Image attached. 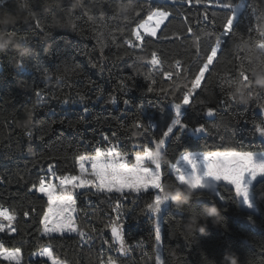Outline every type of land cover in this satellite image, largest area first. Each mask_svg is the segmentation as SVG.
Listing matches in <instances>:
<instances>
[{
  "label": "trees",
  "instance_id": "trees-1",
  "mask_svg": "<svg viewBox=\"0 0 264 264\" xmlns=\"http://www.w3.org/2000/svg\"><path fill=\"white\" fill-rule=\"evenodd\" d=\"M156 2L6 0L0 5V36L4 37L0 45L6 48L5 52H0V180L3 181L0 183V204L15 210L17 220L13 226L18 229L13 234L2 232L0 242L9 248L21 247L22 264H37L38 258L31 254L45 246H51L54 254L67 264H101L109 258L120 264H157L155 231L151 230L155 225L154 215L146 207L151 200L148 194H142L135 200L134 213L129 216L128 245L135 242L140 245L126 256L114 254L116 247L108 233L113 213L106 200L107 193L85 195L86 190L79 191L76 226L87 233L85 241L76 233L65 237L55 234L51 239L42 236L37 215H22L30 207H35L39 213L44 205L46 198L38 199L39 194L29 193L28 188L31 181L36 180L37 173L43 174L49 163L78 174V165L73 157L78 154L95 155L94 149L99 144L107 148L114 145L123 154L144 148L155 150V144L150 141L159 138L162 131L160 121L166 119L170 122L174 115L169 103L171 97L165 98L159 92L160 88L171 91L172 81L163 77L161 72L178 71L175 69L177 60L185 67L197 62L196 45L193 35L187 32L188 27L201 35L202 56L204 48L215 43L225 18V10L216 7L214 0H202L200 4L195 0L172 4L169 0V7L178 9L179 14L174 19L170 18V23L165 22L167 27L162 26L163 34L158 33L159 38L145 49L149 58L151 51H157L163 61L158 69H152L157 91L148 93L145 89L149 81L143 75L148 68L136 60V56L142 53L139 48L128 47L125 41L132 38L131 30L147 19L149 7H155ZM244 5L246 10L240 14L237 26L239 34L224 38L217 59L205 73L201 88L194 94L195 107L182 109V119L190 127L203 123L209 132L201 136L189 130L178 141L172 136L168 138L164 154L167 163H162L161 167L165 183H176L174 175L169 174V164L178 161L185 152H264V141L255 131V124L264 123V115L260 113L264 109V93L253 95L246 104H237L235 97L239 99L238 94H245L247 90L241 89L236 93L240 85L231 83L240 79L241 67L248 69L253 89L259 90L253 85L256 77L264 76V55L249 47L253 44L259 49L257 45L264 39V0H244ZM9 37L23 45L25 55L13 50L7 40ZM101 47L107 60H99ZM65 63L73 65L75 71L67 74L65 80H58L56 77L62 74ZM18 64H23L27 71H21ZM132 65L140 69L141 75L136 74ZM122 76L133 77L130 83L134 82L137 87L128 93L118 91L117 81ZM90 81L95 82V90ZM175 83L180 90L184 88V81L175 79ZM37 91L49 97V101L38 103ZM78 94L86 97L85 103H88L87 98L93 101L89 104L91 115L86 117L88 123L79 125L80 135L75 128L67 126L68 121H76L84 115L79 103H71L78 100ZM97 95L102 96L100 101H96ZM111 95L118 96L121 103L116 106L107 104L105 101ZM65 99L69 100L68 105L62 103ZM123 99H130L134 105L146 106L145 117L150 116L157 124L151 135L143 133L142 129L140 134H136L135 108L127 118L114 120L123 108ZM221 101H227L228 106L225 108ZM208 107L219 108L214 118L205 114ZM28 111H33L32 125L27 123ZM93 117L100 118V122L97 123ZM61 119L64 124L52 123ZM144 123H148L146 118ZM46 124L50 125L49 134L41 140V130ZM29 131L33 133L31 142L28 140ZM101 132L108 135L111 142L104 141ZM113 133L116 134L115 139H112ZM137 145L142 148L137 149ZM50 152L58 155L52 160L33 164L34 159H39L34 153ZM262 183L264 178L255 182L253 193L264 192ZM230 188L218 185L216 192L210 189L193 191L182 212H176L174 205L168 203L162 214L163 264H209L212 260L219 264L226 251L238 253L241 264H264V199H257L254 195L258 212H253L235 202L234 190ZM189 189L192 188L168 185L164 191H179L180 198L184 199L188 197ZM91 192L95 193V190ZM85 196L97 199L99 203L87 207ZM209 203H215L222 209L221 224L213 226L209 220L206 235H188L184 225L189 216H196ZM249 216H252V221L248 220ZM143 241L146 248L142 246ZM0 264L14 262L0 259Z\"/></svg>",
  "mask_w": 264,
  "mask_h": 264
},
{
  "label": "snow or ice",
  "instance_id": "snow-or-ice-1",
  "mask_svg": "<svg viewBox=\"0 0 264 264\" xmlns=\"http://www.w3.org/2000/svg\"><path fill=\"white\" fill-rule=\"evenodd\" d=\"M6 0H0V5L4 4ZM182 3L184 0H171L172 4ZM191 3L192 0H187ZM202 0H195L196 4H200ZM214 5L220 9L225 10V18L222 23V31H220L215 37V43L209 44L203 50L201 56V35L193 32L192 27L187 28V32L191 33L196 45V54L198 60L191 67H185L180 60L175 61L174 70H164L161 75L168 81H172L168 89L160 88L159 92L165 96V98L171 97L169 103L174 110V115L171 117L170 122L166 119L160 121L159 127L162 129L159 138L150 141L155 144V150H149L144 148L142 153H137L134 157V162L129 160L127 154H123L117 151L115 146L108 148L106 151L100 147H95V155L78 154L73 157L75 164L78 165V174H71L67 168L61 170L57 165L49 163L46 170H43V174L37 173L35 181H31V186L28 188V192L36 195L38 199L46 198L44 205L41 206L39 213L35 207H30L28 210L23 211L24 217H29L30 214H36L38 223L42 226L41 235L54 238L53 234H58L60 237H65L70 233H76L81 238L86 236L83 230L76 227V218L74 216L76 201L81 195L78 189H85V195L96 193L107 194H120L121 197L127 199L129 195L133 196V199H138L142 194H148L151 197L149 203H147V209L157 217L159 220L160 213L170 202L165 196V187L168 185H177L180 187H191L194 191L205 188L206 185L211 184L216 192L217 186H231L230 190H234L235 202L241 201L248 208H254V195L253 185L255 182L264 178V159H258V157H264V152H252V151H215L204 152L200 160H197L189 152H185L178 161L170 163V175H174L175 184L165 183L162 180L163 173L161 172L162 163L159 154L163 155L167 151L166 141L170 136L175 140H180L182 134L191 130L197 135H204L209 132V129L205 124L201 123L198 126H191L182 117L184 112L182 109L188 107H195L197 103L194 98L196 90L201 88V82L205 80V73L209 71L210 66L213 65L214 60L217 59L218 52L221 50L222 42L224 38L229 36L235 37L239 34L238 24L240 23V14L244 12L245 5L244 0H214ZM179 14V10L169 7V0H157L155 7H149L147 19H144L141 23L131 30L130 36L132 38L125 41L128 47L139 48L142 54L136 56V60L148 68V71L143 73L144 78L149 81L146 87V92L153 93L157 91L154 87L157 85V80L153 76L152 69H158L162 66L163 61L158 57L157 51L145 53V49L148 44L157 40L158 33L163 34L162 26L167 27L166 21L171 22L170 18H175ZM122 31V29H121ZM243 39V37H241ZM259 48L264 49V39L260 40ZM108 57L105 54L104 48L101 47L99 52V60H107ZM17 67L21 71H27V68L23 64H18ZM137 75H141L140 69L132 65ZM47 74V69H44ZM59 71V69H58ZM75 68L69 63L64 64L62 74L56 78L58 80H65L67 74L74 72ZM248 69L241 67L239 72V78L236 81H232L233 84H239L240 87L236 89V93L241 89H246L245 95L251 99L253 95H259L264 91H259L251 87V79L247 75ZM111 75V74H110ZM133 77H120L117 81L118 91L123 93L131 92L137 87V85L130 81H133ZM175 79L184 81V88L179 89L175 83ZM93 90L96 89L94 81H90ZM179 91V95L177 92ZM79 95V94H78ZM235 96V94H234ZM38 103H47L49 97H46L42 92H36ZM55 99V97H51ZM88 103H85L86 97L79 95L78 100L71 101L72 104L79 103L81 105L80 110L84 115H81L76 121H68L67 126L75 128L77 135H80L79 125L88 123L86 117L91 115V108L89 104L93 103L90 98ZM102 99L101 95L96 96V101ZM107 104L118 105L121 103L120 99L116 95H111L106 101ZM237 104H242L235 97ZM64 105L69 104V100L62 101ZM203 104V101H199ZM221 105L225 108L228 106L227 101H221ZM123 108L120 109L119 115L114 117V120H120L121 118H127L132 115V109L135 108V120L134 127L138 130L136 134H140L139 130H143V133L149 135L152 134L151 130L157 127V124L153 123L151 117H145L146 106L143 104L134 105L130 99H123ZM264 110V109H262ZM219 108L208 107L206 109V115L214 118ZM54 114V113H53ZM148 120V123H144V119ZM97 123L100 122V118L93 117ZM106 121L107 118L105 117ZM34 121L33 111L27 113V123L32 125ZM52 123L64 124L63 119L59 121H52ZM108 127H111L109 124ZM50 125H47L41 130L39 139L44 140L45 136L49 134ZM255 131L264 137V123L255 124ZM116 134H112V139H115ZM101 137L104 141H110L109 136L101 132ZM33 139V133L28 132V140L31 142ZM83 140V137L81 136ZM38 156V160H33V164L38 163L40 160H52L58 153L44 154L34 153ZM87 165V166H86ZM154 166V168L152 167ZM0 183H3L0 180ZM264 184V183H262ZM95 189V193L91 192V189ZM135 194V195H133ZM219 196L220 194L217 193ZM223 200V197L220 196ZM121 204L119 200L116 202L113 211L117 213L116 221L113 222L111 227L112 237L116 243L119 244V251L127 252L128 249L125 246L123 236V225L119 224L120 216L123 213L120 212ZM176 212H182L185 209H179L175 207ZM222 210V209H221ZM17 220V214L15 210H10L0 204V232L17 233V227L13 226V222ZM249 221H252V216L248 217ZM7 221V224L4 223ZM90 238V237H89ZM155 242L157 247V261L161 264L159 251L162 242L161 229L159 223L155 227ZM107 243V241H104ZM111 247V245H110ZM33 257H37V264H66L65 261L60 260L55 254L51 246L41 247L39 251L31 254ZM0 258L4 261L14 262V264H22V250L19 246L6 247L3 242H0ZM101 264H105L101 261ZM106 264H115V261L111 258L108 259Z\"/></svg>",
  "mask_w": 264,
  "mask_h": 264
},
{
  "label": "clouds",
  "instance_id": "clouds-1",
  "mask_svg": "<svg viewBox=\"0 0 264 264\" xmlns=\"http://www.w3.org/2000/svg\"><path fill=\"white\" fill-rule=\"evenodd\" d=\"M4 37L0 36V40H3ZM8 43L12 45L14 51L18 52L20 55H25L23 51V45L16 42L13 38H7ZM250 49L252 51L258 52L260 55H264V49H257L255 45L250 44ZM6 48L3 45H0V52H5ZM254 87L259 90L264 91V76H258L253 82ZM239 101L242 104H246L249 101V97L243 93L238 94ZM161 161L164 160V155L162 153L159 154ZM209 185V184H208ZM205 186V190H207V186ZM194 190L189 189L188 197L184 199L180 198V192L172 193L171 191H165V196L167 199L177 208L184 209L185 205L188 204L189 198ZM256 195L257 199H264V192L261 193H253ZM211 220L213 226H218L222 221V210L215 203H209L205 205L202 210L196 216H189L187 222L184 225L185 232L190 236H195L197 233L201 235L207 234L208 221ZM209 264H217L215 260L209 262ZM219 264H241L240 256L235 251H226L223 254L222 259Z\"/></svg>",
  "mask_w": 264,
  "mask_h": 264
},
{
  "label": "built area",
  "instance_id": "built-area-1",
  "mask_svg": "<svg viewBox=\"0 0 264 264\" xmlns=\"http://www.w3.org/2000/svg\"><path fill=\"white\" fill-rule=\"evenodd\" d=\"M111 146H114V145H111ZM96 147H100L102 150H105V151L107 150V147L103 146L102 144H99ZM115 148H116V146H115ZM136 148L137 149H141L142 146L141 145H137ZM129 160H131L130 157H129ZM133 195H135V194H133ZM106 200L108 202V205L111 207V212L113 213L112 214L113 218L110 221V225L113 223L114 220H116V217H117V213L115 211H113V208L115 207L116 202L118 200H119V202L121 204L120 212L123 213V215L120 216V220L119 221H120V223L128 224V220H129L130 214L134 213V208L136 206V203H135L136 199L134 200L132 195H129L127 199H124L123 197L120 196V194H107ZM84 201H85V204L87 205V207H90V208L94 207L97 203H99L97 199H92L90 196H85L84 197ZM155 227H156L155 225H152L151 226V230L155 231ZM86 237H87V233H86V236L83 238L84 241H85ZM141 243H142L143 248L147 247V245L144 243V241L141 242ZM138 245H140V243L135 242L131 246H129V248L132 251L133 249H136L138 247ZM107 261L108 260L105 261V264H106ZM114 261H115V264H120L118 261H116V260H114Z\"/></svg>",
  "mask_w": 264,
  "mask_h": 264
},
{
  "label": "rangeland",
  "instance_id": "rangeland-1",
  "mask_svg": "<svg viewBox=\"0 0 264 264\" xmlns=\"http://www.w3.org/2000/svg\"><path fill=\"white\" fill-rule=\"evenodd\" d=\"M260 113L261 114H263L264 115V110H262V111H260ZM261 137V136H260ZM261 139L264 141V137H261ZM117 151H119V150H117ZM143 152V150H135L134 152H132V153H128L127 155L131 158V162H134V157H135V155L137 154V153H142ZM189 153H191L193 156H195V157H201V156H197V155H199V153L200 152H189ZM258 159H264V157H258ZM153 168H154V166H152ZM212 187V185L211 184H209L208 186H207V189H209V188H211ZM203 189H205V188H203ZM81 190H83V189H78V190H76V191H81ZM254 202V201H253ZM241 203V206L244 208V209H249V210H255V211H258L257 210V207H256V205H255V203H254V208H248L247 206H245L244 204H243V202L241 201L240 202ZM168 207V205L167 206H165V208L162 210V212L160 213V217H159V220H157V217L154 215V224H155V226L157 225V223H159V226H160V229L162 228V214H163V212H164V210L166 209ZM74 216H75V218H76V216H77V207L75 206V212H74ZM4 223L5 224H7V221H4ZM77 227V226H76ZM2 232H0V234H1ZM10 234H13V233H10ZM53 235H55V234H53ZM46 247V246H45ZM159 257H160V262H161V264H163V254H162V242H161V245H160V251H159ZM0 259H2V258H0ZM156 263L158 264V261H157V250H156ZM67 264V263H66Z\"/></svg>",
  "mask_w": 264,
  "mask_h": 264
},
{
  "label": "water",
  "instance_id": "water-1",
  "mask_svg": "<svg viewBox=\"0 0 264 264\" xmlns=\"http://www.w3.org/2000/svg\"><path fill=\"white\" fill-rule=\"evenodd\" d=\"M150 212V211H149ZM150 214H152L151 212H150ZM154 215V214H153ZM116 220H114L113 222H115ZM119 224H122L123 225V236H124V241H125V246H126V248L128 249V251L125 253V252H121V251H119L118 249H119V244L118 243H116L115 241H114V239H113V237H112V232H111V227H109L108 228V233L110 234V236H111V239H112V243H113V245L116 247V249L114 250V254L115 255H123V256H126V255H131L132 254V251H131V249L129 248V245H128V242H127V237H128V224H126V223H120V221H119Z\"/></svg>",
  "mask_w": 264,
  "mask_h": 264
},
{
  "label": "crops",
  "instance_id": "crops-1",
  "mask_svg": "<svg viewBox=\"0 0 264 264\" xmlns=\"http://www.w3.org/2000/svg\"><path fill=\"white\" fill-rule=\"evenodd\" d=\"M110 147H113V146H109L108 148H110ZM108 148H107V149H108ZM116 150H117V149H116ZM202 154H203V153H199V155H197V156H201V157H202ZM182 155H183V154H182ZM182 155H181V156H182ZM201 157H196V159H197V160H200ZM179 159H180V158H179ZM86 166H87V165H86ZM209 189H210V190H214L213 186H212L211 188H209ZM84 190H85V189H84ZM91 190H95V189L92 188ZM247 210H249V209H247ZM250 211L258 212V211L252 210V209H251Z\"/></svg>",
  "mask_w": 264,
  "mask_h": 264
}]
</instances>
